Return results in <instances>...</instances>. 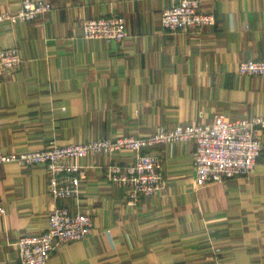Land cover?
Masks as SVG:
<instances>
[{
  "label": "crops",
  "instance_id": "crops-1",
  "mask_svg": "<svg viewBox=\"0 0 264 264\" xmlns=\"http://www.w3.org/2000/svg\"><path fill=\"white\" fill-rule=\"evenodd\" d=\"M51 10L29 21L0 23V49L22 58L0 69V152L25 154L157 128L214 114L230 120L264 115V76L238 64L264 60V0H198L215 17L200 30L170 32L161 13L181 0H35ZM20 0H0L14 14ZM120 16L122 42L86 39L85 19ZM264 140V131L261 132ZM194 143L159 144L163 186L128 204L107 175L136 153H99L82 165L76 199H53L40 165H0V264H19L20 235L46 229L53 207L86 213V238L59 244L46 264H264V155L247 175L210 184L193 176Z\"/></svg>",
  "mask_w": 264,
  "mask_h": 264
},
{
  "label": "built area",
  "instance_id": "built-area-1",
  "mask_svg": "<svg viewBox=\"0 0 264 264\" xmlns=\"http://www.w3.org/2000/svg\"><path fill=\"white\" fill-rule=\"evenodd\" d=\"M50 2L20 0L14 13L0 12V23L29 21L51 10ZM215 17L200 9L198 0H181L160 15L164 28L170 32L200 30L211 26ZM82 33L86 39L122 42L126 39L125 21L120 16L85 19ZM22 58L15 49H0V69L14 71ZM239 74L264 76V60H247L238 64ZM264 115L251 120H230L214 114L211 124L189 123L171 128L159 127L146 137L121 136L115 139L91 140L64 146L49 143L45 148L25 154H3L0 165L17 162L40 165L48 176V193L53 199H76L80 193L83 168L78 160L99 153L116 154L122 150L136 153L133 162L111 164L107 167L109 181L125 189L128 204L142 197L157 194L163 186L162 163L158 156L144 152L159 144L193 142V176L197 184H210L227 178L249 174L257 158L264 155ZM4 209L0 205V216ZM92 227L86 213H71L66 206L53 207L47 226L38 234L20 235L16 242L19 264H46L59 244L83 240Z\"/></svg>",
  "mask_w": 264,
  "mask_h": 264
},
{
  "label": "rangeland",
  "instance_id": "rangeland-1",
  "mask_svg": "<svg viewBox=\"0 0 264 264\" xmlns=\"http://www.w3.org/2000/svg\"><path fill=\"white\" fill-rule=\"evenodd\" d=\"M121 136H124V135H118V136H116V137H114V138H100V139H115V138H117V137H121ZM96 140H99V139H96ZM87 141H91V139H86V140H83V141H81V142H75V143H83V142H87ZM51 142H54V143H55V141H49L48 144L51 143ZM48 144H47V145H48ZM55 144H57V143H55ZM70 144H72V143H70ZM47 145H46V146H47ZM57 145H58V144H57ZM67 145H68V144H67ZM46 146H45V147H46ZM60 146H64V145H60ZM45 147H44V148H45Z\"/></svg>",
  "mask_w": 264,
  "mask_h": 264
}]
</instances>
